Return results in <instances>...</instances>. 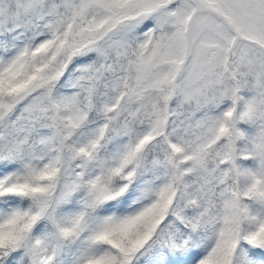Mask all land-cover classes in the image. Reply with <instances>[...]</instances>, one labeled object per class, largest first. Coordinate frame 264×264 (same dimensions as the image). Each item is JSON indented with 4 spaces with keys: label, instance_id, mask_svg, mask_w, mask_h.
<instances>
[{
    "label": "snow or ice",
    "instance_id": "snow-or-ice-1",
    "mask_svg": "<svg viewBox=\"0 0 264 264\" xmlns=\"http://www.w3.org/2000/svg\"><path fill=\"white\" fill-rule=\"evenodd\" d=\"M0 264H264V0H0Z\"/></svg>",
    "mask_w": 264,
    "mask_h": 264
}]
</instances>
